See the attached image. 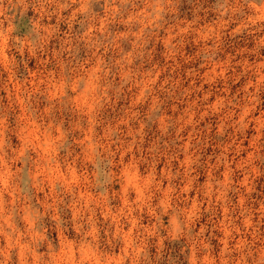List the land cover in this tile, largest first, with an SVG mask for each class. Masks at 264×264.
I'll return each instance as SVG.
<instances>
[{
    "label": "rangeland",
    "instance_id": "1",
    "mask_svg": "<svg viewBox=\"0 0 264 264\" xmlns=\"http://www.w3.org/2000/svg\"><path fill=\"white\" fill-rule=\"evenodd\" d=\"M0 264H264V0H0Z\"/></svg>",
    "mask_w": 264,
    "mask_h": 264
}]
</instances>
